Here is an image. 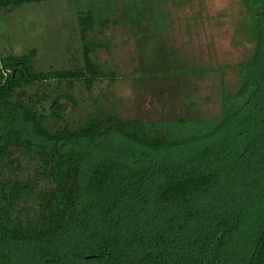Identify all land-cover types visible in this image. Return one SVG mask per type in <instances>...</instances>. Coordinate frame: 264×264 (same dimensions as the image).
<instances>
[{
    "label": "trees",
    "instance_id": "1",
    "mask_svg": "<svg viewBox=\"0 0 264 264\" xmlns=\"http://www.w3.org/2000/svg\"><path fill=\"white\" fill-rule=\"evenodd\" d=\"M53 1L65 0L0 6ZM147 3L126 0L117 23L136 39L133 81L157 85L170 109L156 121L123 119L104 98L81 121L60 114L58 96L46 109L36 95L29 109L32 85L54 94L53 82L117 80L90 58L102 46L89 36L96 12L78 21L82 67L38 73L34 52L2 59L0 264H264V0H240L238 32L252 48L216 67L160 42L163 12ZM210 78L219 110L203 117L192 94Z\"/></svg>",
    "mask_w": 264,
    "mask_h": 264
},
{
    "label": "rangeland",
    "instance_id": "2",
    "mask_svg": "<svg viewBox=\"0 0 264 264\" xmlns=\"http://www.w3.org/2000/svg\"><path fill=\"white\" fill-rule=\"evenodd\" d=\"M110 1L109 14L100 11L104 0L53 1L17 8L0 6V69L2 59L27 56L30 52H34L31 64L38 73L71 72L82 67L78 21L96 12L94 17L90 15L89 36L102 46L93 51L90 58L103 71L116 73L117 80L112 85L103 80L95 83L91 90H86L81 82L61 81L52 83L54 94H51L43 91L39 84L32 85L26 90L31 100L29 109L37 110L35 96L45 93L46 109L49 99L58 96L60 114L74 121L84 120L90 112L98 111L93 103L96 98H101V102L103 98L107 100L104 109L111 101L121 104L119 113L126 120L156 121L162 113L168 112L157 85L144 87L133 81L131 75L140 61L136 39L129 25L117 23L122 19L126 0ZM147 1L137 0L145 4ZM150 1L163 12L165 22L158 29L160 42L181 59L214 67L234 65L252 48L241 39L240 0H162L160 4L157 0ZM227 78L234 82L231 73ZM216 82V78L198 82L197 92L192 94L203 117L213 116L219 110ZM19 124L21 130L30 135L27 125Z\"/></svg>",
    "mask_w": 264,
    "mask_h": 264
}]
</instances>
